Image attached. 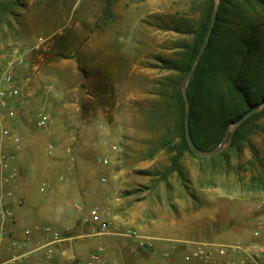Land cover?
Instances as JSON below:
<instances>
[{
    "label": "rangeland",
    "instance_id": "rangeland-1",
    "mask_svg": "<svg viewBox=\"0 0 264 264\" xmlns=\"http://www.w3.org/2000/svg\"><path fill=\"white\" fill-rule=\"evenodd\" d=\"M20 1L12 24L0 23V81L8 91L0 127L10 135L12 163L38 185L36 206L63 205L60 222L42 223L77 236L73 246L83 254L104 243L123 248L118 235H91L95 224L85 218L98 203L119 222L165 239H214L229 215L254 221L264 234V181L252 179L264 178L261 163L241 173L235 164L226 174L222 164L186 154L184 174L165 175L173 152L159 149L167 127L155 118L170 73L162 59L190 40L178 22L195 23L198 1ZM251 137L264 162V130ZM185 250L180 242V258ZM126 257L122 264L148 263L146 254Z\"/></svg>",
    "mask_w": 264,
    "mask_h": 264
},
{
    "label": "trees",
    "instance_id": "trees-1",
    "mask_svg": "<svg viewBox=\"0 0 264 264\" xmlns=\"http://www.w3.org/2000/svg\"><path fill=\"white\" fill-rule=\"evenodd\" d=\"M195 1L200 9L195 23L178 22L191 35L190 40L183 41L176 53L162 59L163 69L170 73L159 87L157 107L161 111H157L155 118L167 127L159 138V149L173 152L165 175L176 171L182 176L185 171L181 161L186 154L214 168L222 164L226 174L235 164L238 173L244 167L255 172L257 164L264 167V162L257 159L251 136L264 130V105L226 133L232 122L264 100V0ZM19 5L20 0H0V23L12 24ZM216 7L217 20L211 37L185 91V78L199 56ZM186 93L191 135L201 153L193 149L186 136ZM221 142L222 147L215 153ZM248 149L253 154L245 157ZM252 179L264 181L254 174Z\"/></svg>",
    "mask_w": 264,
    "mask_h": 264
},
{
    "label": "built area",
    "instance_id": "built-area-1",
    "mask_svg": "<svg viewBox=\"0 0 264 264\" xmlns=\"http://www.w3.org/2000/svg\"><path fill=\"white\" fill-rule=\"evenodd\" d=\"M7 93V87L3 86L0 81V108L7 104L5 99ZM5 117L1 112V118ZM47 123L46 116L39 120L40 126H47ZM5 135L10 136L7 130L0 127V241L5 239L6 227L16 222L15 209L10 200L14 186L20 182L19 167L12 163L15 155L13 151L9 150ZM12 136L11 138L17 144L16 148L21 149V137L17 134ZM99 160L102 163L108 162L107 159L101 157ZM85 221L95 224L92 227L91 235H118L122 239L123 248L117 250L108 243L98 244L85 256L73 257L70 264H122L127 258L126 256L138 257L145 254L148 257L147 264H264V243L261 241L230 243L208 239L174 240L156 237V235L138 230L133 225L119 222L112 216L110 207L101 203L92 207L91 214L85 218ZM44 230L52 235L53 240L41 244L39 248L55 244L45 253L46 259L52 260L59 255L64 237L62 231L54 226L46 225ZM30 233L29 229H25L26 235L29 236ZM256 234L258 235L259 231ZM180 242L187 245V250L181 258L178 256ZM24 257L27 258L28 254L17 253L12 260L19 261Z\"/></svg>",
    "mask_w": 264,
    "mask_h": 264
},
{
    "label": "crops",
    "instance_id": "crops-1",
    "mask_svg": "<svg viewBox=\"0 0 264 264\" xmlns=\"http://www.w3.org/2000/svg\"><path fill=\"white\" fill-rule=\"evenodd\" d=\"M18 166L24 168L22 165ZM19 170H21L20 182L14 186L13 195L10 200V203L15 209L16 222L11 227H6L5 239L0 241V264L14 262L12 260L13 256L17 253L24 252L28 254L26 259H29V264H70L73 257H83L87 251H84L85 254H83L81 248L73 246L74 242L72 240L77 236H71L66 229H62L64 241L61 243L62 246L59 255L52 260L46 259V251L50 247L53 248L55 244H50L45 248H39L41 244L53 240L52 235L44 230V226L48 224H44L42 221L60 222L63 218L60 216L62 213L60 208L63 205L58 203V205L52 206V211L37 207L35 199H38L41 195H37L35 192L38 185L28 183L23 177L22 169L20 168ZM229 216L227 217V221H230V223H224V226L219 228V232L215 235V238H207L208 240L230 243L261 241L264 243V234L260 230L261 227H256L254 221L248 219L246 222L240 223L235 220L234 216ZM25 229L31 231L29 236L25 234ZM8 231L12 235H8ZM257 231H259L258 235L256 234ZM34 234H43V237L36 238ZM13 235L17 238L12 237Z\"/></svg>",
    "mask_w": 264,
    "mask_h": 264
},
{
    "label": "water",
    "instance_id": "water-1",
    "mask_svg": "<svg viewBox=\"0 0 264 264\" xmlns=\"http://www.w3.org/2000/svg\"><path fill=\"white\" fill-rule=\"evenodd\" d=\"M221 0H219L220 2ZM217 12H218V7H216V11H215V14L213 16V19H212V23H210V26H209V30H208V33H207V36H206V39L205 41H203L202 45H201V48H200V52H199V56L195 62V65L194 67L192 68V70L189 72L187 78H185V84H184V90L186 91L187 90V82L189 80V78L192 77L195 69H196V66H198L200 60H202V57H203V51H204V48H205V45L207 44V42L209 41L210 37H211V33H212V30H213V26H214V23L216 22L217 20ZM188 95L186 93V102H187V105H188V109H187V115L185 116V125H186V136L188 138V141L190 143V145L193 147V149H195L196 152H199L201 153V151L198 149V147L195 145V142L192 138V132H191V129H190V123H189V116H190V105H189V100H188ZM264 105V100H262L261 102L257 103L253 108H251L246 114H244L243 117L239 118L237 121L235 122H232L229 127H228V130H227V133L226 135L229 134V132L231 131L232 127L234 126H237L238 124H240L245 118L249 117L251 114L255 113L256 111H258L262 106ZM225 135V137H226ZM222 147V142L220 143L218 149L215 151V153L217 151L220 150V148ZM203 154H207V153H203ZM209 154H212V152H210Z\"/></svg>",
    "mask_w": 264,
    "mask_h": 264
}]
</instances>
